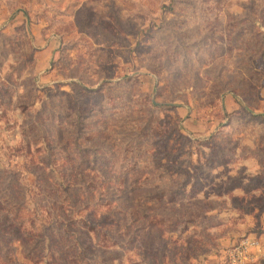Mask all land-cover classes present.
Listing matches in <instances>:
<instances>
[{
	"label": "rangeland",
	"instance_id": "obj_1",
	"mask_svg": "<svg viewBox=\"0 0 264 264\" xmlns=\"http://www.w3.org/2000/svg\"><path fill=\"white\" fill-rule=\"evenodd\" d=\"M0 264H264V0H0Z\"/></svg>",
	"mask_w": 264,
	"mask_h": 264
},
{
	"label": "trees",
	"instance_id": "obj_2",
	"mask_svg": "<svg viewBox=\"0 0 264 264\" xmlns=\"http://www.w3.org/2000/svg\"><path fill=\"white\" fill-rule=\"evenodd\" d=\"M154 106H156V104H153ZM26 148H28V155L32 156V151L30 150L29 146H25ZM171 167V166H170ZM133 191L137 192V193H140L143 191L144 189V193H146V190H145V186H143V184H140L138 183V185H134L133 184ZM172 187V186H171ZM171 187H169L168 189L169 190H160L158 188H155V187H151V191H153L152 195L154 196V200L156 201H162L164 199H166V196H168V193H170V198H168L170 201H176L179 197H180V188H174V189H171ZM134 192V193H135ZM143 200L146 199L144 196L141 197ZM19 232V231H18Z\"/></svg>",
	"mask_w": 264,
	"mask_h": 264
},
{
	"label": "built area",
	"instance_id": "obj_3",
	"mask_svg": "<svg viewBox=\"0 0 264 264\" xmlns=\"http://www.w3.org/2000/svg\"><path fill=\"white\" fill-rule=\"evenodd\" d=\"M249 247L260 249V242L255 238L244 239L232 248L233 250L230 251L229 260L235 263L241 260L242 258H246V249H248Z\"/></svg>",
	"mask_w": 264,
	"mask_h": 264
}]
</instances>
